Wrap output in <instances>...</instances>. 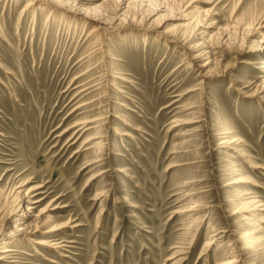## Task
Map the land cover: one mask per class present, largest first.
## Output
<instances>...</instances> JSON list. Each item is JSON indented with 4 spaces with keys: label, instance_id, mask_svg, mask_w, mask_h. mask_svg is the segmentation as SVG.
<instances>
[{
    "label": "rangeland",
    "instance_id": "obj_1",
    "mask_svg": "<svg viewBox=\"0 0 264 264\" xmlns=\"http://www.w3.org/2000/svg\"><path fill=\"white\" fill-rule=\"evenodd\" d=\"M263 209L264 0H0V264H264Z\"/></svg>",
    "mask_w": 264,
    "mask_h": 264
},
{
    "label": "bare ground",
    "instance_id": "obj_2",
    "mask_svg": "<svg viewBox=\"0 0 264 264\" xmlns=\"http://www.w3.org/2000/svg\"><path fill=\"white\" fill-rule=\"evenodd\" d=\"M207 66V65H206ZM204 69V68H203ZM203 69L200 68L199 69V72L200 73H203ZM234 142V141H233ZM24 186V185H23ZM36 190V189H35ZM29 192H31L29 190ZM26 193L25 195H20L19 199H18V204H17V217H18V222L21 223V221L23 220H26L30 217V211L29 209L27 208V204L29 203V200H31V198L33 197L31 195V193ZM20 194V192H19ZM18 197V196H17ZM254 201V200H253ZM36 202V201H34ZM39 202V201H38ZM257 207V206H256ZM257 209V208H255ZM260 210V209H259ZM264 210V209H263ZM19 223V224H20ZM51 232V231H50ZM21 234L20 231H12L10 233V235H19ZM220 234V233H219ZM219 234H216L215 236H218ZM46 244V243H44ZM58 247V246H57ZM59 248V247H58ZM19 250L18 249H10L8 247H5L3 248V250L0 251V262H3V261H8L10 260L12 257V253H18ZM239 260H236V259H232V260H229V261H226V262H222V263H219V264H238Z\"/></svg>",
    "mask_w": 264,
    "mask_h": 264
}]
</instances>
